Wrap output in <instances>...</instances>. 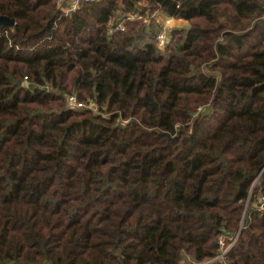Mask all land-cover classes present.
<instances>
[{"label": "trees", "instance_id": "1", "mask_svg": "<svg viewBox=\"0 0 264 264\" xmlns=\"http://www.w3.org/2000/svg\"><path fill=\"white\" fill-rule=\"evenodd\" d=\"M129 12L189 27L161 50L143 19L110 33ZM1 16L0 264H264V0Z\"/></svg>", "mask_w": 264, "mask_h": 264}, {"label": "built area", "instance_id": "2", "mask_svg": "<svg viewBox=\"0 0 264 264\" xmlns=\"http://www.w3.org/2000/svg\"><path fill=\"white\" fill-rule=\"evenodd\" d=\"M95 0H57V8L62 16L69 17L75 12H77L80 7L84 4L92 3ZM156 14L153 16H142L139 12H129L127 14V18L122 21L114 24L115 22H111L110 27V33L117 32V31H124L125 30V22L128 20H140L143 19L147 24H149L150 20L154 18ZM166 28L165 30L161 31L160 33H157L156 35V42L158 43V46L161 50H164L166 46L169 44L171 40V32L170 30ZM27 81V78H26ZM28 86V82H26ZM68 106L72 109H90L94 113L99 112V106L95 104L94 102H91L89 104L82 103L78 101V98L76 96H68ZM261 210H264V197L261 199ZM237 240V237L233 240V243L229 246L225 245L224 238H221L219 241V244L221 246V253L218 256L217 260H224L226 254L231 250L233 245L235 244Z\"/></svg>", "mask_w": 264, "mask_h": 264}, {"label": "rangeland", "instance_id": "3", "mask_svg": "<svg viewBox=\"0 0 264 264\" xmlns=\"http://www.w3.org/2000/svg\"><path fill=\"white\" fill-rule=\"evenodd\" d=\"M155 14H156V16L154 18H152L148 24L150 35L154 40L156 38L157 33H160L161 31L165 30L166 28H168L170 30V32H172L173 29L188 28L189 27L187 22H185V24H183V23L177 24L175 22L168 23L165 21V19L167 17L164 14H162L160 12H157Z\"/></svg>", "mask_w": 264, "mask_h": 264}, {"label": "water", "instance_id": "4", "mask_svg": "<svg viewBox=\"0 0 264 264\" xmlns=\"http://www.w3.org/2000/svg\"><path fill=\"white\" fill-rule=\"evenodd\" d=\"M0 25L12 27L15 25V21L13 19L6 17V16H1L0 17Z\"/></svg>", "mask_w": 264, "mask_h": 264}, {"label": "crops", "instance_id": "5", "mask_svg": "<svg viewBox=\"0 0 264 264\" xmlns=\"http://www.w3.org/2000/svg\"><path fill=\"white\" fill-rule=\"evenodd\" d=\"M167 19H168V20H167ZM165 21L168 22V23L175 22V23H177V24H180V23L185 24L184 21H180V20H176V19H171V18H168V17L165 19Z\"/></svg>", "mask_w": 264, "mask_h": 264}]
</instances>
